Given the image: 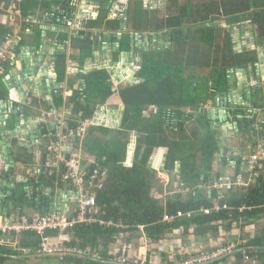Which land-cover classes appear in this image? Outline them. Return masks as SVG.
<instances>
[{"label": "trees", "instance_id": "obj_1", "mask_svg": "<svg viewBox=\"0 0 264 264\" xmlns=\"http://www.w3.org/2000/svg\"><path fill=\"white\" fill-rule=\"evenodd\" d=\"M22 3L25 15L38 13L42 6L49 4L46 0H22ZM137 3L131 6L132 17L123 25H130L135 32L166 31L170 42L165 48L143 51V62L137 72L141 81L133 85L125 82L114 94L116 91L113 90L110 73L104 67H95L67 79L70 94L64 99V90L60 89L54 101L57 108H63L66 101V105L72 109L68 125L75 131V146L82 150L80 172H83V166L87 172L84 186L88 193L96 195L95 216L106 223H78L64 235L53 230L46 232V235L54 241L63 239L69 248L96 252L98 257L93 259L91 255L79 252H72L73 255L9 256L40 254L41 236L32 231L19 234L0 231V264H50L54 261L56 264H120L116 261L119 257L116 258L111 248L121 241L126 243V248L139 249L132 255L127 251L118 254L130 256L126 264L140 263L144 253L148 254L149 264L152 252L167 241L174 244L181 240L180 249H186L187 243L195 245L190 241L193 237L197 241H204L207 246L203 245L200 251L177 255L174 259L208 253L215 251L216 247L227 248L233 244L230 254L205 264H225L231 258L236 264H264V160L261 170L255 167L253 171H247L240 158L244 153H257L258 145L264 143V102L253 100L244 105L243 101L239 104L228 101V104L226 96L231 69L248 65L254 68L257 60L255 49L235 50L233 31L236 28L242 32V28L249 27L255 44L264 46V0H211L201 7L190 0H170L165 8L155 10L147 9L144 2H141L142 6ZM47 15L45 19H50L47 22L56 21L57 16H62V11L50 9ZM102 20L101 15L94 24L98 26ZM120 22L112 21L108 25L116 28L121 26ZM13 30V26L0 22V46L14 35ZM37 30L41 31L40 27ZM88 39L80 48H85L89 55L72 56V60H78L80 66L93 57L96 39ZM80 40L76 37L74 45ZM112 42L116 40L112 38ZM130 44V39L120 40L116 59L119 53L130 48ZM65 51L58 48L55 52L56 70L61 82L66 78ZM7 69L0 76V82L9 72ZM14 85L12 88L15 89ZM262 87L258 83L248 87L249 98L260 93ZM200 89L212 100L210 102L225 104L229 121L235 126L234 135H240L237 143L242 144L241 148L244 145L248 148L241 149L239 156L232 158L234 162L218 159L221 146L217 134L219 127L211 124L212 119L204 108L206 96L199 94ZM5 93L0 87V98H7ZM29 95L36 98L34 93ZM33 102L38 108L42 104L47 109L51 106L45 100L39 102L34 99ZM108 102L124 107L121 124L116 128L93 122L96 115L105 110ZM150 109L153 112L147 115L145 112ZM201 115L206 119L205 131L200 128L202 123L198 124L201 121L198 116ZM81 130L82 134L79 133ZM65 131L69 133L68 129ZM133 133L137 138L134 158L133 153L129 152ZM157 148L165 151L159 168L150 163ZM31 156L29 152L13 155L10 172L5 174L10 177V183L2 204L8 205L7 208L15 207L7 210L11 218L27 216L32 220L54 211L57 204L51 203L50 195L45 193L46 187L67 192L78 189L66 166L47 167L41 173L35 171L24 182L16 180L11 175L15 171L12 169L13 162L21 160L29 164ZM216 159L220 161L217 160L219 168L231 169L232 182H236L240 174L245 181L248 178V182L234 189L221 186L219 189L212 188L209 195L204 193V186L212 185L211 181L220 178L219 172L212 173ZM159 172L171 176L175 191L166 193L165 182L156 178ZM26 188L31 191H26ZM213 198L218 200L219 205L226 204L229 208L204 213L201 208H211ZM71 204L70 215L73 216L76 213L72 209L77 202L72 200ZM187 212H190L189 216L185 214ZM165 215L173 219L166 221ZM250 225L255 226V232L250 238H245V227ZM233 228L238 229L240 241L237 236L231 235ZM221 233H227V237L219 238L218 245L209 243V238L216 240ZM172 249L170 247L169 251ZM164 254L167 257L168 254ZM172 261L168 262L171 264Z\"/></svg>", "mask_w": 264, "mask_h": 264}, {"label": "crops", "instance_id": "obj_2", "mask_svg": "<svg viewBox=\"0 0 264 264\" xmlns=\"http://www.w3.org/2000/svg\"><path fill=\"white\" fill-rule=\"evenodd\" d=\"M46 1H48L49 4L46 7L42 6L38 13H29L28 16H32V18L38 20L34 24L30 25L29 22H27L23 17H13V21L15 22V25H12L13 29L18 28L17 32L14 30V35L17 37L16 46H19H15L14 55L9 61L10 65H7L9 63L8 61L3 62L4 66L8 68L7 71L9 70V72H7L2 77L0 82L1 90L3 92L6 91L5 94H7V98H0V154L7 157L10 161H14V159L12 160L11 158L14 155V151H16L15 155L23 154L22 151L26 152L27 154L29 152L32 155L29 158V164H26L21 160L19 162H13L14 164L12 169L15 171L11 175H13L16 180L23 182L29 179L28 176L35 173V171H37V173H41L44 171V168L47 167H61L67 165V163L64 161L62 150L59 149V152L58 150L55 151L54 148H52V146L55 144L58 146L60 145L58 135L69 134L65 131V129H68L69 132L73 131V129H71L68 125V118H70L72 109L66 105V101H64L63 108H57L54 103L55 96L60 91V89L64 90V99L66 98V95L70 94V91H67V89L70 87L69 81H67V79H71L80 71L85 72L91 68L104 67L111 75V78L114 82L113 89L116 91L114 94H117L119 86L126 82L124 79L118 80V77L122 71L127 74V77H137L138 69L143 62V51L165 48L168 44H170L166 31L157 33L150 31L135 32L131 29L130 25H123L124 21L132 17L130 16L132 13L131 6H133L134 3L139 2L137 3L138 6H142L141 2H144V5L148 7L147 9L155 10L158 7L161 9L165 8L166 2L170 0H119L122 4L121 6L123 8V12L116 17H114L112 13L114 12L113 8L118 3V0ZM190 1L195 3L196 6L201 7L211 0ZM12 2L13 0H2L0 7L5 8L11 5ZM110 2L113 3L112 7L106 9L105 4L107 3V5H109ZM21 6L23 9V3ZM50 9H60L62 11V16H57L56 21L51 20L50 22H47L50 19H45V16H48L47 12H49ZM101 15L103 17V20L101 21L102 23L97 26V24H94V21L100 20ZM117 20L121 21V26L111 28L108 25L112 21L117 22ZM221 23L223 24L224 20H222ZM40 25L42 27H40ZM243 26H245V24ZM22 27L25 28L23 29ZM31 27H33V29ZM39 27L41 31L37 30ZM104 28L107 29L105 30ZM250 31L251 29L249 27L242 28V32L235 28V31H233V41H236L234 48L238 52L245 49L256 50L257 60L254 63L255 69L250 65L247 67L231 69L232 71L230 73L232 76V83L229 82L227 85V103L228 101L237 104L240 102L238 93L235 91V89L238 87L235 85L237 77L235 75H238L239 79L244 78V80L247 81L243 90L245 92H243L245 94L243 99L244 105L249 104L247 101L259 99L258 97H261L262 102H264L263 93H258L255 95L256 97L252 96L251 98H249L246 93L250 84L255 85L258 83V85H263L264 87V46L255 44ZM134 34L138 35V37L134 38ZM164 34L166 35L164 36ZM76 37L79 38V40H82H80V42L75 46L74 39ZM92 38L96 39L93 57L85 60L83 65L84 68L81 69L83 66H80V62L78 63V60H72V56L75 54L89 55L88 52L85 51V48H80V45L82 44V46H84L83 42L85 39L91 41ZM112 38L116 40V42H112L113 44L111 43ZM121 39H130V43L132 41V44H130V48H128V50L119 53L118 59L120 64H118V59H116V51L119 49L118 46L120 47L119 42ZM89 44L90 43L86 44V46ZM58 48L65 49V53L67 54V68L65 72L66 78L63 82L58 80V72L56 70L57 66L55 52H57ZM141 57L142 61L139 63ZM115 59L116 62L114 63L113 61ZM40 65L44 69L42 72H39L38 70ZM247 68L250 69L251 74L249 81L245 73ZM252 71H254L255 74ZM243 73H245L244 76ZM139 80L141 81V78H139ZM13 85L15 86V89L12 88ZM199 92L201 96H206L204 100V108L207 110V115L212 119L211 124L213 126L215 124V127H219L217 132L219 144L221 145L219 150L225 147L231 152H240V150L243 148L248 149L246 145L241 148V145L236 142V136L233 132L235 126L231 121H229V114L224 108L225 104L220 105L214 101L210 102L212 100H209L204 90L200 89ZM232 92H235L234 96L231 95ZM31 93H34L36 98H32V96L29 95ZM34 99L35 101L38 100L39 102H42V100L48 101L51 106L47 109L42 104V107L38 108V106L33 102ZM121 106L123 105L116 104L114 109L106 107L105 110L100 113L103 117V120L106 121L112 119L109 121L110 124L114 123V120L118 121L116 127L120 126V118L123 112V107ZM117 108L121 109L120 116H116L114 111ZM151 112L153 111L150 109L145 113L150 115ZM114 113L115 117L112 118ZM11 117H14V121L12 123L9 122V118ZM65 123L66 126L64 127ZM110 126L114 127L112 125ZM135 139L137 140L136 137ZM133 143H135L136 148L137 141H134ZM135 148L131 152L133 153V158ZM155 151L156 152H154V154L162 159L163 155L165 154L164 149L157 148ZM45 153L47 154L46 158H44ZM217 160L218 159L214 161L212 173L214 174L219 172L220 176H223L224 173L230 174L229 169L224 170V168H219L217 163L220 161L218 160L217 162ZM53 162H55V164H53ZM150 163L154 164L155 166L157 165V162L154 163V161L151 160ZM166 175L169 179L170 175ZM3 183L1 182L0 185V193H3V195L0 197V221L3 219V217L8 216L7 210L11 211L13 208H15H7L8 205L2 204V199L7 194L8 189L7 183ZM73 183L76 185L75 179ZM28 190L31 191L30 188H26V191ZM45 193L50 195L51 203L55 202L57 204L56 209L60 210L61 212L66 211L68 208V203L72 201L70 196H63L59 188L54 190L51 187H46ZM74 209L75 207H73L72 211ZM65 213L70 215V211ZM237 230L238 229L233 228V230L230 232L231 235L237 236V239L240 241V233ZM249 230L251 232H249ZM230 232L227 233L230 235ZM254 232V225L245 227V238H250L253 236ZM227 233H221L216 240L209 238V243L214 245L216 242H218L219 238H224V236L227 237ZM192 240L193 238L190 241L192 242ZM187 244L188 247L186 249H180L178 242H174V244L171 246L175 248L176 253L168 254V258L164 256L165 250L158 247L157 250L151 254V262L153 264L167 263L169 260L172 261L174 258H176L177 255L184 254L186 252L200 251L203 249V245H206L204 242L196 243L195 245H191L190 243ZM118 246L119 248L117 249L116 247ZM114 249H117L116 252L118 254H121V251L123 253L124 251H127L130 255H132V252H139V249L134 247L126 248V243H123L122 241L111 248V250ZM225 264H236V262L231 258L227 260Z\"/></svg>", "mask_w": 264, "mask_h": 264}, {"label": "built area", "instance_id": "obj_3", "mask_svg": "<svg viewBox=\"0 0 264 264\" xmlns=\"http://www.w3.org/2000/svg\"><path fill=\"white\" fill-rule=\"evenodd\" d=\"M21 2L22 0H13L12 4L14 3V8L12 9V13L16 16L21 17L22 14V8H21ZM121 2L118 0V3L113 8L112 15L116 17L120 13L123 12V8L121 6ZM27 22H32L29 19L30 18H24ZM37 21V19H36ZM18 28H15L14 30H17ZM17 37L16 35L9 36L4 43L0 46V76L4 74L5 72V61H8L11 59L14 55V49L15 45L17 44ZM14 46V48H13ZM2 61V62H1ZM39 72H42L44 69L40 65L38 67ZM66 126V123L64 127ZM75 131H70L67 135H58L60 145L57 144L53 145L52 148H54L55 151L62 150V155L64 156V161L67 163V167L69 169V173L72 177H74L76 186L78 189L76 191H70L66 192L61 190L63 196L67 197L70 196L71 200H75L77 202V205L75 206V209L73 210L76 214L71 216L65 212L71 211V205L68 203V208L66 211H59L58 209L52 210L48 214L45 215H38L34 219L30 220L27 216H24L21 219L18 218H11L9 216L3 217V219L0 221V231L4 234L8 233H22L25 231H32L36 234L41 236V252L40 254H57V253H72V252H79L81 254L85 255H91L94 258L98 257V254L96 252H91L89 250H81V249H72L69 248L63 241L57 240L54 241L49 236L46 235V232L48 231H58L61 235H64L66 231L78 223H93V222H99L101 224H105L106 221L102 218H98L95 216L96 213V207H97V201H96V195L90 194L86 191V188L84 186V177L87 174L84 169L82 168L83 172L81 171V161H82V150L78 149L74 142L75 141ZM79 133H83L82 130L79 131ZM262 145H258L257 153L252 155L247 154H241L240 156L241 161L245 163V169L247 171H253L255 167L258 169H262L264 160V149L262 150ZM60 149V150H59ZM81 152V153H80ZM61 155V156H62ZM234 156H239L238 152H231L228 148H222L220 152L218 153V159L219 160H228V162H234V159H232ZM221 158V159H220ZM55 164V162H53ZM10 166L11 162L10 160L5 157L4 155L0 154V185L1 182H6L7 185L10 183V177L5 176V174L10 172ZM229 168V167H228ZM96 170L95 172H97ZM230 174L224 173L223 176H220L218 180H215L213 184L209 185L211 188H220L221 186H228L232 183L230 180V177L233 176V172H231V169L229 168ZM236 181L240 182V185L246 184L248 182L244 180L243 175L240 174L236 177ZM4 184V183H3ZM208 186V185H207ZM3 195V193H0V197ZM221 197V196H219ZM220 208H229L226 204L219 205L218 200L216 198L212 199V206L211 208H201V210L208 214L211 211H218ZM187 216L190 215V212L185 213ZM180 215V213H178ZM173 217L169 215L164 216V220H171ZM232 245L230 244L227 248H219L217 251H211L208 253H202V254H191L184 258L179 259H173L171 264H203L206 262H209L216 258L217 256H225L230 254L232 250ZM116 253V252H115ZM114 253V254H115ZM143 260L138 264H147L149 257L147 253H144ZM116 258H118L116 261L120 264H126L128 262V259H130L129 255H119L118 253L115 254ZM153 264V263H149ZM161 264H170L167 263H161Z\"/></svg>", "mask_w": 264, "mask_h": 264}, {"label": "rangeland", "instance_id": "obj_4", "mask_svg": "<svg viewBox=\"0 0 264 264\" xmlns=\"http://www.w3.org/2000/svg\"><path fill=\"white\" fill-rule=\"evenodd\" d=\"M40 1V0H39ZM14 8V3L13 4H11V5H9V6H7V7H5V8H1L0 7V22L1 23H3V24H5V25H9V26H12V25H15V22L13 21V17L14 16H16L15 14H13L12 13V9ZM11 13V14H10ZM29 15V14H28ZM28 15H25L24 13H23V15L21 16V17H25V18H30L29 20L30 21H32V22H34V23H36L37 21H36V19L35 18H32V16H28ZM35 17V16H34ZM7 21V22H6ZM40 27H42L41 25H40ZM14 31V30H13ZM18 30H16V32H17ZM18 38H19V36H18ZM13 48H14V46H13ZM235 71H237V70H235ZM245 73H246V77L248 78V81H249V79H250V77H251V74H250V69L249 68H247L246 70H245ZM236 76V75H235ZM228 77H229V82H231L232 83V76H231V73L229 72V75H228ZM263 88V90L260 92L261 94L263 93L264 94V87H262ZM248 91H246V93H247ZM259 99H257V100H259L260 102H262V99H261V97H258ZM109 105H111L109 102H108V104H107V106H109ZM154 109V108H153ZM115 113H116V116H120V114H121V109L120 108H117L116 110H115ZM115 113L112 115V118H114L115 117ZM102 116V115H101ZM100 116H98L97 117V119L99 118ZM198 119L199 120H201V121H199L198 122V124H200V123H202L201 124V126H200V128L202 129V131H205L206 129H207V127H206V124L204 123V121L206 120V119H203V116L201 115V116H198ZM258 119H260L259 117H258ZM110 120H112V119H109V120H106V122L105 123H103L104 125H112V126H117V123H118V121H115L114 120V123H112V124H110L109 123V121ZM14 121V117H11V118H9V122L10 123H12ZM103 121V118L101 117L100 118V120L99 121H97V122H102ZM238 137H240V135H237V137L235 138V140H236V142H237V138ZM240 140V139H239ZM238 143H239V141H238ZM239 145H242V144H240L239 143ZM156 152V151H155ZM22 153L23 154H26V152H24V151H22ZM81 153V152H80ZM16 154V151H14V155ZM81 155H82V153H81ZM89 161H93V159L92 158H89L88 159ZM151 161H154V163L155 162H157V168H159L160 167V163H161V159L157 156V155H153L152 157H151ZM226 170H228L229 168L228 167H224ZM167 173H165V172H159V173H157V179L158 180H161V181H163V182H165V185H166V193H169L170 191L171 192H173V191H175V186H174V183H173V186H172V183H171V179H170V177L171 176H169V179H168V177H167V175H166ZM227 174H229V173H227ZM164 178V179H163ZM170 180V181H169ZM215 180H213V181H211V183H213ZM241 183L240 182H238V181H236V182H232L231 184H229L228 186H226V189H234V187L235 186H239ZM202 186H204V185H202ZM174 188V189H173ZM204 188V193H206V194H208L209 195V192L211 191V187L208 185V186H204L203 187ZM238 231V230H237ZM249 232H251L250 230H249ZM194 238V241H192V243L193 244H196V243H202V242H204V241H202V240H196L195 239V237H193ZM170 241H172V240H170ZM205 243V242H204ZM220 243V241H218V242H216L215 244H214V246L215 245H218ZM172 244H169L168 243V241L166 242V243H164L163 245H161L160 246V248L161 249H164L165 250V253H167V254H170V253H172V254H174V253H176V251H175V248L174 247H172L171 246ZM192 245V244H191ZM170 247H172L173 249L172 250H170L169 251V249H170ZM117 249L119 248V246L118 247H116ZM117 249L115 250H112L113 251V253H115L116 251H117ZM219 248L218 247H216V251L218 250ZM194 252V251H193ZM117 253V252H116ZM115 253V254H116ZM178 253H180V252H178ZM180 255H183V254H180ZM222 256H217L216 258H221ZM37 262H42V260H36ZM52 261H54V260H52ZM56 261H54V262H51L50 264H56L55 263ZM20 264H23V263H20Z\"/></svg>", "mask_w": 264, "mask_h": 264}, {"label": "water", "instance_id": "obj_5", "mask_svg": "<svg viewBox=\"0 0 264 264\" xmlns=\"http://www.w3.org/2000/svg\"><path fill=\"white\" fill-rule=\"evenodd\" d=\"M117 2V1H116ZM115 2V3H116ZM114 3V4H115ZM105 4V3H104ZM103 5V4H102ZM106 5H107V3L105 4V8H110V7H112V5H113V3L112 2H110L109 3V5H107V7H106ZM134 36V38H136V37H138V35H133ZM136 40V39H135ZM131 44H132V41H131ZM142 61V57H141V59H140V62ZM245 75V73H243V76ZM237 77H236V81H235V85H237L238 87L236 88V86H235V91H237V93H238V97H239V100H240V102L241 101H243V99H244V87H245V85H246V83H247V81L246 80H244V78H240L239 79V77H238V75H236ZM121 79H124V80H126V82H128L129 84H131V85H133V84H136V83H138V82H140V80L137 78V77H135V76H128L127 77V74L126 73H124L123 71L120 73V75H119V77H118V80H121ZM251 85L252 84H250L249 85V87H251ZM244 92V93H243ZM235 93V92H234ZM234 93L232 92L231 93V95L232 96H234ZM229 95V94H228ZM239 102V103H240ZM235 104H237V103H235ZM224 112V111H223ZM122 116H123V114H121V118H120V122L122 121ZM135 137H136V134L135 133H133L132 134V141H131V143H130V145H129V152L131 153L133 150H134V148H135V143H133L134 141H136V139H135ZM176 242H178V244H179V246L181 247V244H180V242H181V240H179V241H176ZM73 255V254H71V253H65V254H60V255ZM45 255H47V254H32V255H30V254H25V255H22V256H17V255H9V256H13V257H38V256H45ZM93 259H95V258H93ZM207 263V262H206ZM205 264V263H204Z\"/></svg>", "mask_w": 264, "mask_h": 264}, {"label": "clouds", "instance_id": "obj_6", "mask_svg": "<svg viewBox=\"0 0 264 264\" xmlns=\"http://www.w3.org/2000/svg\"><path fill=\"white\" fill-rule=\"evenodd\" d=\"M20 5H21V4H20ZM21 8H22V6H21ZM21 10H22V9H21ZM10 14H11V13H10ZM24 18H25V17H24ZM29 23H30V24H34V22H29ZM117 63L120 64V61H118ZM139 63H141V62H139ZM140 68H141V66H140ZM140 68H139V69H140ZM139 69H138V70H139ZM138 79H139V78H138ZM125 81H126V80H125ZM113 90H114V89H113ZM114 106H115V105H109V106L106 105V107H110V108H113V109L115 108ZM106 107H105V108H106ZM121 107H123V106H121ZM122 109H123V111H124V107H123ZM114 111H115V110H114ZM100 113H101V112H99V113L96 115V117L94 118L93 122H95V123H99V122H97V121H99L100 118L102 117ZM122 114H123V112H122ZM98 116H100V117L97 119ZM102 118H103V117H102ZM105 122H106V121L103 120V121L100 122L99 124L102 125V124L105 123ZM114 127H116V126H114ZM203 264H204V263H203Z\"/></svg>", "mask_w": 264, "mask_h": 264}]
</instances>
